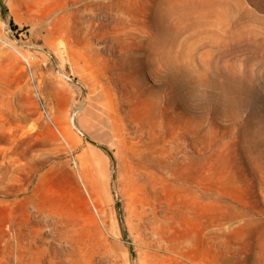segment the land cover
I'll return each instance as SVG.
<instances>
[{"label":"rangeland","instance_id":"obj_1","mask_svg":"<svg viewBox=\"0 0 264 264\" xmlns=\"http://www.w3.org/2000/svg\"><path fill=\"white\" fill-rule=\"evenodd\" d=\"M0 264H264V0H0Z\"/></svg>","mask_w":264,"mask_h":264}]
</instances>
